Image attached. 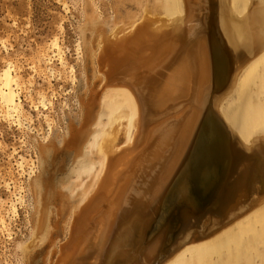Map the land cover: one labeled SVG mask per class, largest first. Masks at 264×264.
<instances>
[{
  "label": "bare ground",
  "instance_id": "obj_1",
  "mask_svg": "<svg viewBox=\"0 0 264 264\" xmlns=\"http://www.w3.org/2000/svg\"><path fill=\"white\" fill-rule=\"evenodd\" d=\"M117 1L147 8L138 23L111 38L89 22L102 41L94 62L103 82L100 91L79 99V128L71 119L64 151L56 150V137H37L41 166L29 183L41 214L34 236L43 230V208L64 200L55 190L62 179L51 184L46 163L73 151L81 178L94 165L84 142L106 116L99 170L71 213L55 264H264V0ZM50 48L60 54L56 39ZM58 62L64 66L60 56ZM24 89L5 62L0 117L40 136L41 127L23 111ZM26 97L49 127L52 121L39 111L47 109L45 101L34 103L29 90ZM68 170L53 166L52 174ZM12 198L11 214L20 201L15 192Z\"/></svg>",
  "mask_w": 264,
  "mask_h": 264
},
{
  "label": "rangeland",
  "instance_id": "obj_2",
  "mask_svg": "<svg viewBox=\"0 0 264 264\" xmlns=\"http://www.w3.org/2000/svg\"><path fill=\"white\" fill-rule=\"evenodd\" d=\"M114 1L0 0V69L5 62L11 63L25 88L20 94L23 111L32 115L33 127H41L38 136L28 130L22 132L0 117V219L5 221V226H0V264H55L58 250L68 238L71 213L81 205L82 192L90 189L91 181L99 170L98 139L102 135V126L107 122L106 116L100 118V124L93 128L97 132L86 137L84 148L94 165L89 171L83 172L81 178H78L75 164L77 155L73 151L68 158H60L59 154H55L56 160L46 163L48 171L50 169V183L62 179L55 184V190L62 194L64 200L62 204L56 201L43 208V230L35 237L37 218L41 214L36 210L37 205L33 201L34 196L30 194L29 183L35 181L41 166L35 155L37 137L48 134L47 140L56 137L60 142L63 136L66 139L71 119L74 127L79 128L82 114L80 100L88 96L91 90L100 91L99 86L103 82L101 76L104 78V74L94 62L95 56L100 53L102 41L90 30L89 22L102 28V32L106 30L104 37L111 38V35L120 30L118 28L128 29L141 16L143 9L147 8L132 1ZM140 1L144 5L149 2L147 6L153 3V0ZM115 9L116 14L113 12ZM159 18L165 19L164 16ZM119 35L123 33H117ZM52 39L57 40L60 54L50 48ZM59 56L64 61L63 67L58 62ZM49 68L52 70L49 71ZM50 73L54 76L60 73L65 78L52 79ZM28 90L34 103L42 105L41 100L45 101L47 109L43 110L41 106L39 111L52 121L49 127L41 117H36V112L29 109L26 97ZM38 92L43 93L41 98ZM259 101L264 103V93L259 95ZM99 109L94 108V118ZM119 134L116 147L121 149L125 147L124 135L122 132ZM56 150H65L63 141ZM20 157L23 159L22 168L18 166ZM61 165L69 169L68 175L64 176L60 172L53 175V166L58 168ZM30 168H33V173L28 179ZM215 185L214 180L211 187ZM13 192L19 195L20 201L15 204V213L11 214L7 213V205L13 199ZM59 209H63L62 212ZM203 215L204 212L199 217L202 218ZM212 217L217 218L216 215Z\"/></svg>",
  "mask_w": 264,
  "mask_h": 264
}]
</instances>
